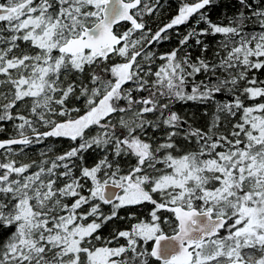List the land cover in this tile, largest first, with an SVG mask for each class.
Here are the masks:
<instances>
[{
    "label": "snow or ice",
    "instance_id": "6c2138e0",
    "mask_svg": "<svg viewBox=\"0 0 264 264\" xmlns=\"http://www.w3.org/2000/svg\"><path fill=\"white\" fill-rule=\"evenodd\" d=\"M0 264H264V0H0Z\"/></svg>",
    "mask_w": 264,
    "mask_h": 264
},
{
    "label": "trees",
    "instance_id": "16d2710c",
    "mask_svg": "<svg viewBox=\"0 0 264 264\" xmlns=\"http://www.w3.org/2000/svg\"><path fill=\"white\" fill-rule=\"evenodd\" d=\"M218 14V11L217 12H214L213 13V18H215V16ZM194 22V21H193ZM181 30H183V29H181Z\"/></svg>",
    "mask_w": 264,
    "mask_h": 264
}]
</instances>
